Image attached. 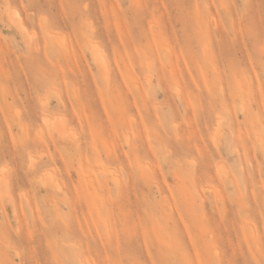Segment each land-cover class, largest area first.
Returning a JSON list of instances; mask_svg holds the SVG:
<instances>
[{
    "label": "rangeland",
    "instance_id": "rangeland-1",
    "mask_svg": "<svg viewBox=\"0 0 264 264\" xmlns=\"http://www.w3.org/2000/svg\"><path fill=\"white\" fill-rule=\"evenodd\" d=\"M0 264H264V0H0Z\"/></svg>",
    "mask_w": 264,
    "mask_h": 264
},
{
    "label": "bare ground",
    "instance_id": "bare-ground-1",
    "mask_svg": "<svg viewBox=\"0 0 264 264\" xmlns=\"http://www.w3.org/2000/svg\"><path fill=\"white\" fill-rule=\"evenodd\" d=\"M20 24H21V22H20ZM217 132V131H216ZM217 135V133H215V136ZM216 139H217V136H216Z\"/></svg>",
    "mask_w": 264,
    "mask_h": 264
}]
</instances>
